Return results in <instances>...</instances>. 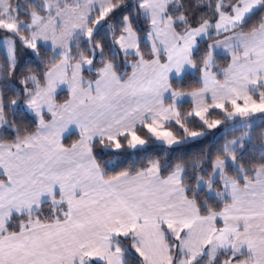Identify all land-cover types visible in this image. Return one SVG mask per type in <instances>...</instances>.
<instances>
[{
	"label": "snow or ice",
	"instance_id": "obj_1",
	"mask_svg": "<svg viewBox=\"0 0 264 264\" xmlns=\"http://www.w3.org/2000/svg\"><path fill=\"white\" fill-rule=\"evenodd\" d=\"M0 32V264H264V0H0Z\"/></svg>",
	"mask_w": 264,
	"mask_h": 264
},
{
	"label": "trees",
	"instance_id": "obj_2",
	"mask_svg": "<svg viewBox=\"0 0 264 264\" xmlns=\"http://www.w3.org/2000/svg\"><path fill=\"white\" fill-rule=\"evenodd\" d=\"M142 28L146 30V24L140 25ZM4 36V33L0 32V38ZM146 48V45H142ZM43 50V47H42ZM50 55L51 53H47ZM6 52L5 50L0 47V66H4L6 62ZM17 61H18V67L17 71H24V70H31L36 73H42L46 70V60L42 56L41 58H37L34 55H32L30 50L24 49L19 43H17ZM87 75V74H86ZM198 76H186L183 81L182 87L185 89H188L190 87H194L197 84ZM174 86H176L175 80L173 81ZM60 98L59 100H62ZM190 107V104L185 103L183 105V109L187 110ZM9 115L16 119L17 121H22L25 124H32L33 123V117L30 113L27 112V110L21 108L17 110L16 112H11ZM174 128L178 127L173 125ZM260 131L257 130L255 134V140L257 144L260 142ZM239 133H237L238 135ZM76 136L72 135L68 138H66L65 142L70 143L71 140L75 139ZM224 143L223 139L219 138L217 134H213L212 131L208 132V135L206 137H203L199 139L198 141L189 142L184 145H178L175 146L174 149L167 150V155L170 159L175 161L177 158L183 157L184 159H188L189 157L193 156L196 153H199L201 151H207V152H215L218 147H220ZM165 148L166 146H162L156 143H150L147 149L140 150L137 153H128L123 158L122 162L119 164V167H117L115 170H119L120 167H127L129 164L139 165L144 162V160L148 156L153 155H165ZM253 155L258 156L259 152L253 150ZM250 158V157H249Z\"/></svg>",
	"mask_w": 264,
	"mask_h": 264
},
{
	"label": "crops",
	"instance_id": "obj_3",
	"mask_svg": "<svg viewBox=\"0 0 264 264\" xmlns=\"http://www.w3.org/2000/svg\"><path fill=\"white\" fill-rule=\"evenodd\" d=\"M62 97H63V99L60 100L61 102L66 98V91H60L59 92V99L62 98ZM73 135H75V134H73Z\"/></svg>",
	"mask_w": 264,
	"mask_h": 264
},
{
	"label": "rangeland",
	"instance_id": "obj_4",
	"mask_svg": "<svg viewBox=\"0 0 264 264\" xmlns=\"http://www.w3.org/2000/svg\"><path fill=\"white\" fill-rule=\"evenodd\" d=\"M0 47H2L5 50L6 54H7L6 47L3 44H0ZM212 133L215 134L214 131H212Z\"/></svg>",
	"mask_w": 264,
	"mask_h": 264
}]
</instances>
